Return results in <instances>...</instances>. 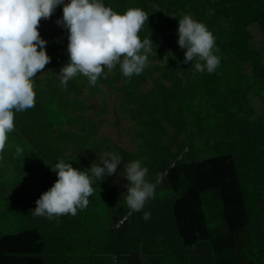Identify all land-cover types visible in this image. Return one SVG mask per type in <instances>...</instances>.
Here are the masks:
<instances>
[{"label":"trees","instance_id":"obj_1","mask_svg":"<svg viewBox=\"0 0 264 264\" xmlns=\"http://www.w3.org/2000/svg\"><path fill=\"white\" fill-rule=\"evenodd\" d=\"M102 3L120 14L144 10L139 37L151 39L153 51L140 75L125 77L117 65L95 86L80 74L62 85L58 73L69 57L67 30L56 23L60 7L41 20L51 61L34 78L35 106L15 113L0 153V264H264V0ZM184 15L214 35L213 73L183 63ZM251 25L261 34L258 48ZM95 98L97 114L111 111L116 127L121 119L130 124L132 150L98 135L101 120L87 113ZM106 153L121 165L94 179L86 208L52 219L32 214L60 159L87 170L102 166ZM133 160H142L150 182L164 176L154 198L130 213L122 176Z\"/></svg>","mask_w":264,"mask_h":264},{"label":"clouds","instance_id":"obj_2","mask_svg":"<svg viewBox=\"0 0 264 264\" xmlns=\"http://www.w3.org/2000/svg\"><path fill=\"white\" fill-rule=\"evenodd\" d=\"M60 5L63 15L56 23L67 30L69 57L58 73L62 85L80 74L95 86L117 65L125 77L140 75L153 51V41L139 37L149 19L141 8H128L120 14L102 0H0V153L5 150L8 134L15 130V113L35 106L34 78L51 61L47 42L38 29L41 20L49 19ZM177 43L186 50L183 63L195 62L194 71L213 73L218 67L220 57L214 49H219L204 23L184 15L178 20ZM15 152L19 155L23 149L17 146ZM118 165L121 157L116 153H106L102 166L92 163L87 170L60 159L52 167L56 181L35 201L32 214L48 219L75 216L78 209L87 207L94 179L112 176ZM124 169L126 205L130 213L140 212L154 198L156 182H161L164 174L157 173L156 182H150L142 160L128 162ZM143 218L149 219L150 213L145 212Z\"/></svg>","mask_w":264,"mask_h":264},{"label":"rangeland","instance_id":"obj_3","mask_svg":"<svg viewBox=\"0 0 264 264\" xmlns=\"http://www.w3.org/2000/svg\"><path fill=\"white\" fill-rule=\"evenodd\" d=\"M250 34L252 36V43L254 47L258 48L261 43V34L255 25H251L249 27ZM89 106L92 107V110H88V114L97 117L100 121L98 135L108 137L111 141L117 142L121 145L123 149L132 150L134 148L133 142L130 138V124L126 122L124 119H121L118 127L115 126L116 116L109 111L105 116L101 114H97L95 108H99L98 100L95 98L94 100H88ZM253 106L256 111L260 110V107L263 106L259 100H255L253 102ZM121 179H118V183L121 184Z\"/></svg>","mask_w":264,"mask_h":264},{"label":"built area","instance_id":"obj_4","mask_svg":"<svg viewBox=\"0 0 264 264\" xmlns=\"http://www.w3.org/2000/svg\"><path fill=\"white\" fill-rule=\"evenodd\" d=\"M68 2H69L68 0H65V3H68ZM59 7H60V11H61V13L63 14V11H62V9H63V5H60Z\"/></svg>","mask_w":264,"mask_h":264}]
</instances>
